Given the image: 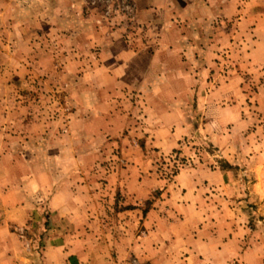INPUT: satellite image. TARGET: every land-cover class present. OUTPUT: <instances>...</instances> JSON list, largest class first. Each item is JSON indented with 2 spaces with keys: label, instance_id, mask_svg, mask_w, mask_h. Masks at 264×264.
I'll list each match as a JSON object with an SVG mask.
<instances>
[{
  "label": "rangeland",
  "instance_id": "1",
  "mask_svg": "<svg viewBox=\"0 0 264 264\" xmlns=\"http://www.w3.org/2000/svg\"><path fill=\"white\" fill-rule=\"evenodd\" d=\"M185 1L193 0H0V134L1 129L11 133L12 145L26 136L28 144L26 149L18 146V152L10 156H4L0 146V184L7 177L3 164L18 159L46 161L48 157L42 156L46 154L33 147L41 143L36 134L48 128L65 134L70 114H80L79 109L85 107L81 101L85 87L96 79L101 81L105 73L104 81L115 79L111 70L119 69L131 79L116 90L117 102L110 106L113 116L120 118L114 124L118 136L92 144L88 152L77 151L81 141L72 139L79 144L73 146L75 151L62 150L60 155L75 156L88 164L76 170L75 177L99 180L95 186L103 188L112 168L125 170V163L134 161L138 167L146 165L148 174L166 187L186 167L215 169L224 181L215 186L214 206L245 214L242 224L252 230L248 233L252 240L258 227L264 239L260 196L252 194L254 188H260L253 184L256 166L260 169V162L264 163V147L261 145L259 155L249 149L257 139L264 143V0H228L240 12L232 16L226 13L225 0L207 3L208 9L191 8ZM179 33L183 38L177 42ZM178 49H183L179 56ZM137 52L153 57V69L151 60L144 66L147 58L131 61L129 55ZM162 63H167L170 72L155 71ZM178 63L185 65L182 73L176 72ZM137 66L144 72H134ZM154 80L169 84L167 91L163 89L168 98L181 92L188 98L182 106L188 132L179 137L174 149L162 154L145 147L150 136L145 130H154L160 123L154 119L158 106L150 100L160 94L159 89H152ZM41 135L45 137L43 132ZM128 141H136L138 149L134 146V152L127 153L123 142ZM184 148L187 153L183 155ZM158 192H152L144 209ZM44 203L33 201L35 207ZM8 208L0 201V224L6 222ZM43 208L41 217L33 215L24 232H16L20 227L10 221L9 230L35 238L40 227L49 224ZM167 218L168 223H175L181 217ZM143 232L139 228L140 235Z\"/></svg>",
  "mask_w": 264,
  "mask_h": 264
},
{
  "label": "crops",
  "instance_id": "2",
  "mask_svg": "<svg viewBox=\"0 0 264 264\" xmlns=\"http://www.w3.org/2000/svg\"><path fill=\"white\" fill-rule=\"evenodd\" d=\"M218 1L193 0L183 3H188L191 8L203 9L207 8V3L211 5ZM225 1L227 3H223L228 15L240 13L237 7ZM166 10L164 8L163 16ZM166 34L168 38L172 35L171 32ZM179 36H176L177 42L183 38L180 33ZM171 41L175 44L173 39ZM129 56L131 61L147 58L145 67L151 60L150 68L153 69L151 55L137 52ZM158 67L155 71L159 73L164 70L170 72L167 63L159 64ZM184 68V63H178L176 72L182 73ZM135 69L134 72H144L139 66ZM111 71L115 79L104 81L105 73L101 81L96 79L91 86L85 87L83 93L86 96L81 98V101H85V104L82 103L85 107L79 109L80 114H70L65 134L49 128L36 134L41 143L33 147L41 154H46L42 155L43 158L48 157L46 161H29L28 164L18 159L3 164L7 177L0 184V201L3 205L7 204L9 211L6 212V222L0 224V264H130L131 260L134 264H264V239L260 237V227L258 231L255 230L256 238L252 240L248 234L253 233L252 230L242 224L245 214L214 206L217 197L215 186L224 181L218 170L201 165L186 167L175 176L172 186L166 187L160 186L162 184L148 174L146 165L144 168L138 167L134 161H127L125 170L114 171L115 168H112L104 178L106 184L103 188L96 187L99 180H79L75 177L74 172L85 168V165L87 168L88 164L80 163L75 156L60 155L62 150L75 151L73 146L77 148L79 144L72 139L81 141L77 151L81 149L88 152L92 144L99 145L110 135L118 136L119 129L114 124L120 118L113 116L110 106L117 102L116 90L131 77L119 69L113 68ZM132 73L133 70L130 75ZM139 81L134 84L139 85ZM168 85L160 81L152 83V89L160 90V94L150 99L158 106L154 119L160 123L154 130H145L150 133L145 147L156 148L161 154L174 149L179 137L188 132L182 109L188 98L185 92L168 98L164 94ZM176 86L177 89L183 87L179 84ZM89 89L94 90V93H90ZM1 130L0 146L4 147V156L18 152V146H22V149L28 147L24 136L15 142L17 149H14L15 145L9 140L11 133ZM42 132L45 137H42ZM5 138L6 141L3 140ZM255 142L249 149L259 155L264 143L260 139ZM258 142L261 143L260 147ZM123 143L128 146L127 153L134 152V146L138 149L136 141ZM53 152V155L48 156ZM186 153L184 148L182 154ZM256 158L258 160L259 156ZM258 167L253 187L260 188H254L252 194L260 196L261 214L264 213V163L260 162V169ZM91 189H97L99 193ZM155 190L160 191L157 198L150 207L144 209V204L152 199ZM33 201L45 203L35 207ZM43 207L47 209L49 224L42 229L40 227L38 236L30 240L9 230L10 221L20 227L16 232H24L23 227L32 218L41 217ZM35 209L36 212L33 211ZM173 216L181 218L175 223H168L167 217ZM109 217L115 220L108 223L106 220ZM142 227L144 232L140 235L139 228ZM17 247H20L18 255Z\"/></svg>",
  "mask_w": 264,
  "mask_h": 264
}]
</instances>
